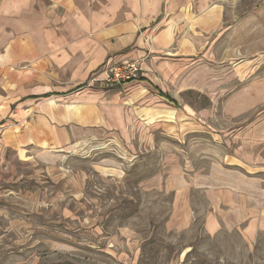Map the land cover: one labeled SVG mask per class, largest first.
Wrapping results in <instances>:
<instances>
[{
  "label": "rangeland",
  "instance_id": "rangeland-1",
  "mask_svg": "<svg viewBox=\"0 0 264 264\" xmlns=\"http://www.w3.org/2000/svg\"><path fill=\"white\" fill-rule=\"evenodd\" d=\"M213 3L223 19L189 76L194 89L165 99L146 128L62 150L9 145L10 118L0 125V264H264V232L206 231L200 189L188 195L187 227L172 225L178 177L217 185L214 168L257 169L264 186V96L236 114L247 92L264 94V0Z\"/></svg>",
  "mask_w": 264,
  "mask_h": 264
},
{
  "label": "crops",
  "instance_id": "crops-1",
  "mask_svg": "<svg viewBox=\"0 0 264 264\" xmlns=\"http://www.w3.org/2000/svg\"><path fill=\"white\" fill-rule=\"evenodd\" d=\"M222 19L213 0H0V125L10 118L13 128L7 143L65 150L100 133L130 137L146 128L162 116L160 94L175 101L173 95L194 89L189 76L210 59ZM124 60L140 62L136 80L87 87L92 76ZM246 95L251 102L236 105V114L252 110L264 96ZM167 114L172 119V111ZM261 138L253 141L261 145ZM214 170L225 177L217 185L177 178L172 225L187 227L188 195L200 189L208 203L209 234L246 224L242 236L254 240L264 232V186L257 169ZM184 193L186 202L180 199Z\"/></svg>",
  "mask_w": 264,
  "mask_h": 264
},
{
  "label": "built area",
  "instance_id": "built-area-1",
  "mask_svg": "<svg viewBox=\"0 0 264 264\" xmlns=\"http://www.w3.org/2000/svg\"><path fill=\"white\" fill-rule=\"evenodd\" d=\"M140 73V62L133 60H124L120 63L109 66L101 73L92 76L87 87L99 84L103 87L122 86L136 80Z\"/></svg>",
  "mask_w": 264,
  "mask_h": 264
},
{
  "label": "trees",
  "instance_id": "trees-1",
  "mask_svg": "<svg viewBox=\"0 0 264 264\" xmlns=\"http://www.w3.org/2000/svg\"><path fill=\"white\" fill-rule=\"evenodd\" d=\"M162 97H164L166 100H168L170 103H174L175 104V102L173 101V100H171L168 96H165V95H163V94H160ZM59 264H70V263H59Z\"/></svg>",
  "mask_w": 264,
  "mask_h": 264
}]
</instances>
